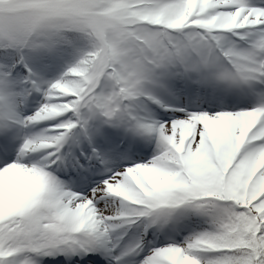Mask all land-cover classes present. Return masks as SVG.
Returning a JSON list of instances; mask_svg holds the SVG:
<instances>
[{
	"label": "snow or ice",
	"instance_id": "6c2138e0",
	"mask_svg": "<svg viewBox=\"0 0 264 264\" xmlns=\"http://www.w3.org/2000/svg\"><path fill=\"white\" fill-rule=\"evenodd\" d=\"M0 264H264V0H0Z\"/></svg>",
	"mask_w": 264,
	"mask_h": 264
}]
</instances>
